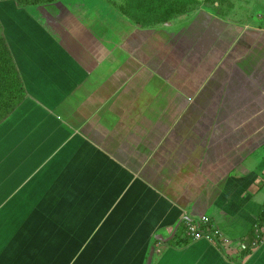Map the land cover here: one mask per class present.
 I'll return each mask as SVG.
<instances>
[{"label":"crops","instance_id":"1","mask_svg":"<svg viewBox=\"0 0 264 264\" xmlns=\"http://www.w3.org/2000/svg\"><path fill=\"white\" fill-rule=\"evenodd\" d=\"M0 6L16 67L14 79L0 69V234L17 222L0 264H72L68 247L95 254L89 264H146L151 251L150 264H264L252 237L264 29L206 18L147 28L139 61L120 48L77 53L28 6ZM202 216L228 244L185 237ZM25 225L31 239L11 253Z\"/></svg>","mask_w":264,"mask_h":264},{"label":"rangeland","instance_id":"2","mask_svg":"<svg viewBox=\"0 0 264 264\" xmlns=\"http://www.w3.org/2000/svg\"><path fill=\"white\" fill-rule=\"evenodd\" d=\"M9 2L17 5L13 1ZM28 7L31 14L44 20L48 28L60 39L67 41L77 53L81 51L90 54L96 50H105L104 53L110 55L120 48L121 52L125 51L139 61L147 52V37H142L143 33L147 34V28L206 18L232 26L240 24L241 29L245 26L248 29H264V0H55ZM132 33L141 38L130 45L134 42L130 40ZM249 36L251 35H248L251 39ZM260 36L256 32L252 40L259 39ZM153 45L152 42L151 48ZM153 52L156 50L153 49ZM250 75L248 84L255 81L254 76ZM26 212L27 210L25 214ZM16 225V221L10 222L8 229L15 230ZM24 229L26 232L22 236L11 241L8 247L11 253L26 240L30 241L28 236L33 231L27 225ZM8 231L0 234V251L7 244ZM32 245L36 248L35 244L29 242V246ZM68 248L64 255L74 256L72 264H89L95 257L93 253L77 254L76 250ZM32 254L30 252L29 256Z\"/></svg>","mask_w":264,"mask_h":264},{"label":"trees","instance_id":"3","mask_svg":"<svg viewBox=\"0 0 264 264\" xmlns=\"http://www.w3.org/2000/svg\"><path fill=\"white\" fill-rule=\"evenodd\" d=\"M0 1H13L18 6L24 7L29 5H35L38 3L52 2L55 0H0ZM0 69H5L8 72L9 78H15L16 67L10 54L9 48L5 45L3 38L0 37ZM10 100V96H9ZM11 105V102L9 103ZM10 110V107H9ZM253 239L263 240L264 239V208L260 213L258 220L252 230ZM220 248L222 246L217 244Z\"/></svg>","mask_w":264,"mask_h":264},{"label":"built area","instance_id":"4","mask_svg":"<svg viewBox=\"0 0 264 264\" xmlns=\"http://www.w3.org/2000/svg\"><path fill=\"white\" fill-rule=\"evenodd\" d=\"M208 222L207 216H202L198 218L197 221H186L184 226V235L185 237L190 238L191 240H197L200 238H205L211 240L215 243H219L221 246L228 244V239L221 235L220 230L217 228H212L207 231L201 229V225ZM264 240V239H263ZM262 240H255L253 244H259Z\"/></svg>","mask_w":264,"mask_h":264},{"label":"water","instance_id":"5","mask_svg":"<svg viewBox=\"0 0 264 264\" xmlns=\"http://www.w3.org/2000/svg\"><path fill=\"white\" fill-rule=\"evenodd\" d=\"M151 257H152V251L150 252L148 259H147V263L146 264H150L151 262Z\"/></svg>","mask_w":264,"mask_h":264}]
</instances>
